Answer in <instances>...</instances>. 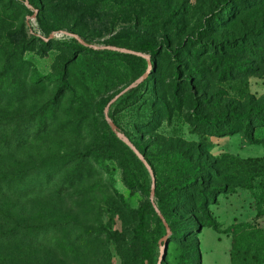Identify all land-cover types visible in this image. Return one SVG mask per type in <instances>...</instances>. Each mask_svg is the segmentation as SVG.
I'll return each mask as SVG.
<instances>
[{
  "label": "rangeland",
  "instance_id": "1",
  "mask_svg": "<svg viewBox=\"0 0 264 264\" xmlns=\"http://www.w3.org/2000/svg\"><path fill=\"white\" fill-rule=\"evenodd\" d=\"M166 2L174 13L166 26L173 35V45L180 38L190 35L198 37L201 43L207 44L208 49L220 47L222 53L205 54L189 65L183 57L173 59L167 56L165 61L159 63L156 73L151 69L149 71L156 85L154 94H149V87L143 85L133 97L125 98L124 94L109 108L119 127L144 150L154 165L159 193L161 189L168 188L185 167L195 169L204 163L214 164L228 153L241 157L264 155V147L247 143L239 134L211 135L203 131V124L197 122L201 120L199 118H204L222 126L221 120L229 112L245 111L264 104V59L258 57L261 55L260 48L264 47V7L240 10L238 16L226 25H211L209 30L200 31L201 21L210 12L213 0ZM21 5V0H0V48L22 46L18 55L9 62L0 56V81L6 82L8 77L11 87V70L22 65L28 75L40 76L37 83L39 88L28 90L22 97L0 99V117L15 118L19 122L40 104L50 100L56 85L55 76L70 62L68 80L76 91L77 100L69 113H59L56 126L50 133L30 137L24 151L8 154L0 150V171L11 166L38 165L53 156L88 153L92 148L99 149L97 153L100 154L93 160L102 161L106 166H100L97 173L83 184L71 188L66 196L34 200L26 207L18 204V214L36 221L42 218L77 219L86 225L82 227L88 226L89 229L101 224L107 229L124 230L123 227H126L128 234L134 224H127L132 219L129 216L125 215L121 220L118 214H114L119 204L117 197L107 187V182L113 181L112 189L123 195L126 205L130 209L140 210L134 223H141L144 237L147 240L149 237L150 244L159 242L161 238L154 219L144 209L149 198L141 186L151 185L148 170L141 167L128 149H114L112 159L101 155L103 149L112 147L106 142L109 126H105L101 120V115H104L101 105L144 72L145 66L140 56L73 53L59 44L69 37L59 31L53 32L54 44L48 48L41 46L31 39L34 32L43 34L37 22V12L32 17ZM145 8L141 5L138 9ZM153 12L156 13L155 10ZM46 19L50 24L58 18L47 16ZM115 29L114 34L119 39L133 44L141 39L144 31L157 32L163 28L157 21L145 18L140 25L122 23ZM179 32L182 33L176 38ZM202 69L205 71L200 72ZM224 69L226 72H222ZM45 77L52 81L41 87ZM185 79L189 81L184 82ZM175 85L178 88L174 91ZM71 99L72 96L67 93L62 99L63 104L68 106ZM151 117H156L153 123H139ZM68 119H72L76 126L71 130L62 129ZM227 122L231 125L237 123L234 119ZM227 122L224 121L225 124ZM11 130L12 126L0 128V142L9 137ZM247 170L248 174L242 176L239 183H245L249 178L251 167ZM258 171L262 172L260 168ZM124 172L132 185L125 184ZM65 173H62V178ZM229 175L225 171L223 177ZM220 181L218 179L216 185ZM250 185V188L231 187L228 193L213 196L208 212L216 229L203 225L207 223L200 214L178 213L173 217L177 229L185 228L190 223H199L202 227L200 232L196 233L197 228H194L195 231L187 236L189 243H195L199 249V264H264V177L254 178ZM155 201L157 204L156 196ZM81 202H86L89 208L78 207L77 203ZM102 205L104 211L99 214ZM122 211L127 212L125 209ZM102 246V264H122L113 242H106L104 238ZM161 264H184L181 250L174 243L168 246Z\"/></svg>",
  "mask_w": 264,
  "mask_h": 264
},
{
  "label": "trees",
  "instance_id": "2",
  "mask_svg": "<svg viewBox=\"0 0 264 264\" xmlns=\"http://www.w3.org/2000/svg\"><path fill=\"white\" fill-rule=\"evenodd\" d=\"M21 7L30 15L34 10L37 11V22L43 31L42 35L33 33L31 39L41 46L48 48L54 44V40L49 35L54 31L66 30L70 33L79 35L88 44L112 45L130 50L142 52L150 56L152 62L151 72L156 73L159 69V63L166 60L167 56L173 59L184 58L189 65L191 62L198 60L205 54H221L219 47L207 48V44L201 43L198 37L186 35L173 45L172 33L166 29L167 23L172 20V9L166 0H21ZM27 2L31 6V10L25 6ZM141 5L145 9H138ZM264 7V0H213L210 5V12L201 22V30H209L210 26H224L234 20L240 10L250 9L252 7ZM153 7V8H152ZM156 11V13L153 12ZM47 16H56V21L52 20L50 24L46 21ZM157 21L158 25L163 29L155 31H144L140 40H136L133 44L126 43L119 39L115 32L117 25L122 23L141 24L144 19ZM182 33H176L178 35ZM111 35V36H110ZM107 36H110L106 38ZM59 44L69 48L71 52L88 54L105 53L107 55H126L136 56L127 53H119L117 51L107 49H93L81 44L73 37H67ZM22 50L21 45L12 49L0 48V56L6 62L13 60ZM261 55L259 59H264V47L260 48ZM209 55V56H210ZM139 57V56H138ZM141 58L145 70L147 61ZM68 65H64L56 78V85L53 89L50 100L40 104L39 107L27 116L17 122L15 118L0 117V128L12 126V130L8 138L0 142V150L4 153L21 150L24 151L28 145L30 137H38L45 133H50L52 128L56 126L59 113L70 112L71 107L76 102V91L68 80ZM193 66V65H192ZM10 67V63H9ZM144 70V72H145ZM177 71V70H176ZM205 71L202 69L200 72ZM143 72V73H144ZM222 72H226L224 69ZM142 73V74H143ZM141 74V75H142ZM13 83L10 86V80L6 77V82L0 81V99L11 100L15 97H22L28 90H37L39 87V75H28L24 67L17 66L10 73ZM44 87L52 79L45 77ZM46 81V82H44ZM185 79L184 82H188ZM143 85L148 86L149 94H154L156 88L153 77L148 74L147 77L135 88L126 93L125 98H131ZM178 85L174 86V91ZM183 88V86L181 87ZM69 93L72 96L68 106L63 104V97ZM110 100V99H109ZM101 105V113L108 101ZM117 127H119L112 114ZM227 117L221 120L222 126L218 122L209 119L199 118L197 122L203 124L205 130L211 135H234L239 134L249 144H258L264 147V104L255 107H249L245 111H231L226 114ZM234 119L237 123L229 124L227 121ZM101 120L108 126L104 115ZM156 117L148 118L140 121V124L153 123ZM226 121L228 124H225ZM62 129H73L76 124L72 119H68L64 123ZM127 137L128 135L123 132ZM129 138V137H128ZM130 139V138H129ZM130 141H132L130 139ZM106 142L111 144V148L103 149L101 155H107L112 159L113 150L116 148L128 149L132 157L145 167L133 151L125 145L109 128L107 131ZM135 147L144 155L145 159L151 166L154 175L156 170L154 165L145 155L141 147L132 141ZM99 149H90L88 153L78 155H59L47 159L45 163L24 167H10L0 171V264H102L103 250L102 239L106 242L114 243L115 248L122 260V264H156L160 256V246L158 242L150 244L148 237L143 235V227L140 222L138 225L134 223L136 216L140 213L139 209H130L124 202L123 195L112 189L113 181L107 182V187L112 190L117 197L119 206L115 209L116 213L123 220L125 215L132 219L129 223L134 225L130 232L126 234L124 230L107 229L102 224L89 229L82 227L77 219H48L42 218L40 221L29 220L24 215H19L18 204L26 207L34 200H43L50 198H61L66 196L71 188L83 184L87 179L97 173L100 166H106L102 161H94L98 158ZM74 164V167H71ZM251 167L249 178L245 183H239V179L248 174V168ZM71 168V169H70ZM101 168V167H100ZM261 169L260 173L258 169ZM66 171L61 177L62 173ZM225 171L230 175L223 177ZM264 177V155L254 157H241L235 154H226L221 159L215 161L214 164L204 163L201 167H185L183 173L176 176L168 188L160 190L155 178V196L158 198L157 206L166 219L170 234L167 236L163 256L166 255L168 246L172 243L181 250V261L184 264H199V249L195 243H189L188 235L194 232H200L199 223H190L185 228H176L173 221L174 216L178 213L200 214L204 217L207 226L216 229L215 222L211 220L208 205L211 203L213 196L219 193H228L231 187L243 186L250 188V182L254 178ZM126 185H132L131 179L127 178V173L123 175ZM219 180L220 183L216 182ZM58 180V183H55ZM143 192L149 198L150 186H141ZM83 202V201H82ZM77 203L78 207L88 209L86 202ZM104 205L100 208L103 214ZM123 209L127 212L123 213ZM144 209L154 219L156 230L159 237L165 234V228L157 216L150 200L144 204ZM118 210V211H117ZM126 220V219H125ZM126 221H123V223ZM152 230L149 228V232ZM146 227V236L148 235ZM159 238V239H160ZM149 242V244L147 243ZM98 244L100 245L98 249ZM163 244V243H162ZM103 253V252H102ZM233 253V251H232ZM163 259V258H162ZM161 259V260H162ZM161 264V261H160Z\"/></svg>",
  "mask_w": 264,
  "mask_h": 264
},
{
  "label": "water",
  "instance_id": "3",
  "mask_svg": "<svg viewBox=\"0 0 264 264\" xmlns=\"http://www.w3.org/2000/svg\"><path fill=\"white\" fill-rule=\"evenodd\" d=\"M26 5L28 7L31 8V6L25 2ZM36 10H34L33 14L31 15L32 17H35L36 15ZM60 33L73 37L75 39H77L81 44L93 48V49H107V50H112V51H117L119 53H127V54H132V55H136V56H140L143 57L144 59H146L147 61V68L145 70V72L140 75L139 77H137L135 80H133L131 83H129L126 87H124L121 91H119L116 95H114L106 104L105 108H104V118L108 123L109 128L111 129V131L117 136L118 139H120L125 145H127L132 151L133 153L138 157V159L142 162V164L145 166V168L148 170V172L151 175V185H150V191H149V200L152 204V207L154 208L157 216L159 217V219L161 220L166 234L159 240V246H160V256L159 259L157 261L156 264H160L161 259L163 258V252H164V248H165V242L167 239V236L170 234V228L169 225L166 221V219L164 218V216L162 215V213L160 212L156 201H155V176L153 173V170L151 168V166L149 165L148 161L145 159L144 155L135 147V145L132 143V141H130V139L117 127V125L114 123L113 119L110 117L109 115V108L110 106L117 101V99L126 94L128 91H130L131 89L135 88L137 85H139L149 74V71L151 69L152 66V62L150 60V56L148 54L142 53V52H138V51H134V50H130L127 48H122V47H117V46H112V45H97V44H88L86 43L79 35L74 34V33H70L66 30H61L59 31ZM53 37V33H51L49 35V38ZM163 243V244H162Z\"/></svg>",
  "mask_w": 264,
  "mask_h": 264
}]
</instances>
